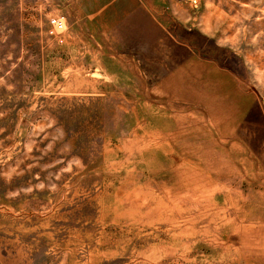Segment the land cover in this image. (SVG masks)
Instances as JSON below:
<instances>
[{
	"label": "rangeland",
	"instance_id": "obj_1",
	"mask_svg": "<svg viewBox=\"0 0 264 264\" xmlns=\"http://www.w3.org/2000/svg\"><path fill=\"white\" fill-rule=\"evenodd\" d=\"M0 264H264V0H0Z\"/></svg>",
	"mask_w": 264,
	"mask_h": 264
},
{
	"label": "built area",
	"instance_id": "obj_2",
	"mask_svg": "<svg viewBox=\"0 0 264 264\" xmlns=\"http://www.w3.org/2000/svg\"><path fill=\"white\" fill-rule=\"evenodd\" d=\"M66 31V23L62 18L54 17L49 20L48 34L50 37L63 43V35Z\"/></svg>",
	"mask_w": 264,
	"mask_h": 264
}]
</instances>
